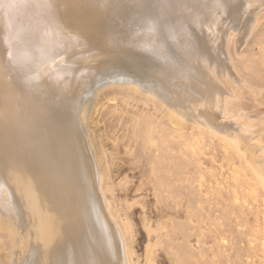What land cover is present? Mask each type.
Here are the masks:
<instances>
[{
  "label": "bare ground",
  "instance_id": "6f19581e",
  "mask_svg": "<svg viewBox=\"0 0 264 264\" xmlns=\"http://www.w3.org/2000/svg\"><path fill=\"white\" fill-rule=\"evenodd\" d=\"M112 1L0 0V229L6 230L10 244L16 248L12 249L13 252L15 249L16 254H14L17 256V260H15L16 257L13 259V262L16 261L15 264H116V262L117 264H128L129 261L130 264H133L130 256L127 259L126 245L119 246L122 243L118 242L119 237H123L118 226L119 221L113 219L112 213L110 214L109 211L108 215L106 214L103 208L102 199L104 196L101 188L99 192L101 196L96 191L98 188L95 189L93 176H97L99 180L100 170L96 164L91 163V160H95L92 154L93 150L92 152L88 151L87 144L83 141L85 138H83L85 136L83 135L85 131L83 122L86 119L87 109L90 107L88 97L91 93L96 97L99 91L97 88L99 85L103 86L104 81H107L106 86L110 84L109 88L126 89V91L139 96L142 94L145 100H151L162 115L169 119L167 122L170 123L169 129H175L178 131V135H181V130L185 128L190 130L193 136H195L194 133H200L206 129L214 135V138L216 136L219 138L218 143L221 138L232 137L227 126L222 121H218L219 117L214 112V109L222 108V102H226L228 92L230 94L232 92L228 89L226 96L225 90L216 84L219 79L218 63L210 60L207 52L202 50L200 43L194 37L193 29L205 34L208 41L214 44L219 37L218 24L222 16L227 14L228 4L233 0H126L131 3L133 8H136L135 14H138L136 18L130 19L131 38L127 42L148 54L150 53L157 62L149 66L136 63L130 66H128L129 63L115 66L108 63L107 69L98 73L95 72L97 68L91 65L95 58V55L92 54L93 51L103 50L104 44H114L118 41L115 35L119 34L116 33L113 36L111 32L113 20L119 13L112 6ZM258 1L262 0H246V6L258 3ZM243 17L245 18V16ZM244 18L242 19L244 20ZM231 24L232 22L230 26L233 27ZM242 36L245 35L242 34ZM233 37L232 40H234ZM219 38L221 39V37ZM239 46L241 48V45ZM119 47L121 46L119 45ZM223 47L225 48V46ZM229 58L233 61L232 55ZM235 64L232 62L234 71L238 72L235 70ZM223 65L225 66V64ZM224 70L222 69V72L226 73ZM227 73L229 75V72ZM229 78L231 79V77ZM239 80L237 81L240 83ZM247 81L244 82L245 85H247ZM230 82L228 80L229 84ZM218 84H222V81ZM238 84L237 87L240 86ZM251 85V87L254 86L252 83ZM240 88L237 89L241 91L243 87ZM245 90L242 92L245 93ZM185 105L190 108L189 111L193 114H189L186 109L188 114L184 113L187 115L184 119L176 113ZM250 110L251 108H249ZM251 112H249L250 115ZM253 115L259 119L264 118V109L257 107ZM167 123L165 122V124ZM256 124L258 125V122ZM239 126L237 129H240ZM249 126L254 127L250 124ZM137 128L133 129V133L134 138L138 139L142 131L137 132L139 131ZM141 128L144 127L141 126ZM148 129L145 131L150 133L152 130ZM252 129L254 130V128ZM250 130L249 132H251ZM145 133L143 132L144 137ZM200 135L203 138L202 134ZM237 136H234L233 139L230 138L236 145L237 153L233 154V150L229 151H233L231 154L235 155L234 158L236 157L240 162L244 160L248 166L255 170L257 164H255L253 158L255 155L250 143L254 138L249 137L244 140ZM257 136L255 138H258ZM140 137L143 139V136ZM151 137L149 136V139ZM200 137L196 138L200 143L212 144L211 140L207 139L208 137L203 138V141L207 139V142L199 140ZM149 139H145L144 142L151 144V147L153 141ZM257 141L259 142L256 140L255 143ZM261 141L264 140L261 139ZM222 143L221 145L224 146L225 144ZM156 145L158 146L157 142ZM144 150L146 151V149ZM159 151L161 152L162 149ZM193 152L196 153V151ZM260 152L259 154L264 155L263 152ZM143 153L142 155H145ZM159 154L156 156L160 157L161 154ZM136 158H138L137 155ZM257 158L259 157L257 156ZM102 159L103 157L97 160L101 163ZM143 160L145 161V158ZM195 162L199 165L201 163ZM147 164L145 165L147 166ZM241 166L249 168L246 164H241ZM105 170L107 172L109 169ZM245 170L248 174L249 171ZM210 171L212 172V170ZM209 174L213 177V174L210 172ZM198 176L200 175L195 178H199ZM208 176L206 175V177ZM209 178L210 176L206 179L209 181L211 180ZM206 179L205 181H207ZM197 180L194 179V181ZM234 180L232 186L231 183L227 182V184L233 188L234 192L240 191L238 189L240 183L238 184V181ZM248 180H246L248 185H252L251 183L258 185L260 178H258L259 181L255 178L254 180L250 179L251 183ZM263 180V192H261L263 196L260 193V196L254 194L255 196L252 195V197L255 202H261L264 207ZM201 182L199 183L201 184ZM256 184L254 187L258 192L259 188H256L258 187ZM205 188L207 189V187ZM205 188L201 187V190L205 191ZM255 190L250 189L253 193ZM109 192L105 191L106 194ZM244 192L245 195L248 194L246 191L239 192V194L242 196ZM210 196L207 197L209 202H212ZM234 197L237 198L234 201L240 199V197ZM110 209L114 210V208ZM114 218L116 217L114 216ZM262 225L264 226V223ZM121 226L125 229L123 224ZM123 231L126 233L127 227ZM126 237H129V234ZM128 245L131 244L128 243ZM120 247L123 252L120 251ZM128 247L131 248V246Z\"/></svg>",
  "mask_w": 264,
  "mask_h": 264
},
{
  "label": "rangeland",
  "instance_id": "374dc122",
  "mask_svg": "<svg viewBox=\"0 0 264 264\" xmlns=\"http://www.w3.org/2000/svg\"><path fill=\"white\" fill-rule=\"evenodd\" d=\"M255 4H250V7L248 5L246 6V0H233L228 4L227 14L222 16L218 24V35L221 37V39L219 37L217 39L219 42L216 41L214 44H211L205 34L195 28L193 29L194 37L200 43L202 50L207 52L205 53L210 60L218 63L217 74L219 79L217 83L216 80L214 82L221 89L225 90L226 96L229 91L228 89L232 92L231 94L228 92V101L222 102L221 109H214V112H216V115L219 117L218 121H222L223 124L227 126L232 137L229 136L228 139L221 138V141L218 143L219 138L217 136L214 138V135L206 129H203L200 133H194L195 136H193L192 132L185 128L181 130V135H178V131H175L173 128L169 129L170 123H167L169 119L162 115L161 111L156 108L151 100H145L142 94L139 96L138 94L126 91V89L109 88L110 84L106 86L107 81L102 83L103 86H98L99 88L97 89L99 91L96 97L92 93L88 97L90 107H88L85 116L87 121L85 119L83 122L85 131L87 130L86 132L88 133L84 131L83 135L85 136H83V138L85 137V140H90L85 141L83 139V141L87 144L86 149L88 151L92 152L93 150L92 154L95 160H91V163L96 164L100 170L99 180L97 176H95L97 180L93 176L95 189L98 188L99 190L96 189V191L100 194L101 188V192L104 196L102 199L103 208L106 214L109 211L110 214L112 213L113 219L119 221L118 226L123 234L122 238L119 237L118 242H122L119 246L122 245L123 247L124 244L126 245L127 259L130 256V260H132L131 263L133 264H264V230H262L264 229L262 225V223H264V207L261 202H255L253 198L256 194L259 195L263 192L262 179H264V155L261 153H264V141L260 142L261 139L264 140V118L259 119L253 115L257 107L258 109H264V0L261 2L258 1V3L255 2ZM232 5L233 7H231ZM112 6L119 12L112 23L113 26L116 25L115 27L117 28L112 26L111 31L113 36L116 33L119 34L115 35L118 41L114 43L115 45L108 43L104 44V52H102V49H97L101 53L97 52V50L93 51L92 54L95 55V58L91 65L97 68L95 72L99 73L107 69L108 63L114 64L115 66H117V64L127 65L128 63V66L134 65V63L143 64L145 66L155 64L157 61L150 53L148 54V52L127 42V40L131 38L130 19L133 17L136 18L138 15L135 14L136 8H133L131 3L126 0H113ZM245 6L248 8L246 9ZM231 9L233 11L232 13ZM257 9L259 10L257 11ZM237 14L238 17L236 16ZM243 16H245V18ZM242 18H244V20ZM231 22L233 27L230 26ZM249 22L250 24H248ZM234 25L237 29H234ZM242 34L245 36H242ZM232 37L234 40H232ZM221 44L222 46L220 47ZM238 44L241 45V48ZM119 45L121 47H119ZM228 45L229 48H227ZM223 46H225L227 52ZM109 47L111 48L109 49ZM230 52L233 61L229 58L231 56L229 55ZM232 62L233 64L236 63L235 70L238 72L234 71ZM223 64H225L228 69ZM222 69H225L224 71L226 73L222 72ZM227 72H229V75ZM224 74L226 75L224 76ZM229 77H231V79ZM238 78L244 79H241V82ZM236 79L239 80L240 83ZM220 80L222 84H218L221 82ZM228 80L229 82L232 80V82L229 84ZM236 81L237 84H240V86L238 84L239 87H237V84L235 85ZM246 81L247 85H245ZM248 82L250 83L248 84ZM224 83L228 88L224 86ZM231 83L233 84L232 86ZM251 83L254 85L253 87H251ZM235 87L238 89L240 87L243 88L240 91ZM243 89L246 92L248 91L249 94L246 92L243 93ZM243 94L248 96L244 97L242 96ZM244 101L246 102L245 104ZM256 104L259 105L257 106ZM249 108H251L253 113L251 110L249 111ZM186 109L189 114H193V112L189 111L190 108L185 105L184 108L177 110L176 115L182 116L185 119L187 116L185 114H188ZM237 109H241L242 111ZM92 112L96 114L93 116ZM249 112H251V115ZM246 115L247 117H245ZM165 122L167 124H165ZM256 122H258V125ZM134 123L135 125L132 126ZM249 124L254 125V127L249 126ZM237 125H240V129H237ZM255 125H257L256 127L259 129H255ZM141 126L144 128L146 126V130L149 128L152 131H150V133L148 131L146 132ZM134 128L135 130L136 128L139 130L137 132L142 131L140 132V136H143V139L140 136L138 139L134 138ZM252 128H254V130ZM234 130L237 131L235 132ZM249 130L251 132H249ZM143 132L149 133L148 136L145 133L144 137ZM200 134H202L203 138L208 137L207 139H209V141L211 140V146L208 145L209 143L202 144L196 139L198 136H201ZM255 134L256 136L258 135V138H255ZM132 135L133 137H131ZM149 136H152L154 139L152 137L149 139ZM234 136L244 140L249 137L255 139H252L250 142L254 155L259 157L257 158V156L255 157L253 155L255 164H257V166L255 165V170L248 166L244 160H242L241 163L236 157L234 158L235 155L233 156L231 154L233 151V154H235V152L237 153L236 145L232 142L233 140H230V138L233 139ZM203 138L198 139L203 141ZM145 139H149L150 141L152 139V146L154 144L153 147L155 148L152 146L150 147L151 144L149 145L148 142H144ZM207 139H204L205 141L203 142H207ZM256 140H259L260 143L258 141L257 143L260 145L255 143ZM224 142H226L227 145ZM221 143L226 146L224 145V147ZM141 144H145L146 146H142ZM203 146L205 147L203 148ZM144 149H146L147 152L149 151V155L145 153L146 151ZM159 149H162L161 152L159 151L161 155L158 152ZM193 151H196V153ZM259 151H261V154H259ZM99 152L101 153L100 155ZM142 153L145 155H142ZM158 154L160 157L156 156ZM136 155L138 158H136ZM99 157H103L101 163L99 161L101 158ZM144 158L145 161L143 160ZM147 160L148 162H146ZM195 161L201 162L200 165ZM146 163H150L149 166L148 164L146 166ZM241 164H246L247 167H249L245 168L243 166L249 171L248 174L242 166L240 167ZM106 168L107 170L109 169L107 172L105 170ZM149 168L152 169V171H150ZM146 170L150 172L147 173ZM210 170H212V172ZM204 172H207V174H204ZM209 172L213 174V177ZM153 175L155 180H153ZM197 175H200L197 179H200L201 175H203L201 179L204 184H202L201 179L198 181L195 178ZM206 175H209V179L213 181L216 179V185H214L215 182L213 183L211 180L208 181L206 178L209 176L206 177ZM225 178H228V181ZM247 178L251 180H254V178L258 180V178H260V181L258 180V185L254 183L258 186L256 188H259L258 192L255 190L251 180ZM194 179L197 181H194ZM233 180L235 182L238 181V184L240 183V188H238L240 191H233L231 187ZM246 180H248V182L250 181L249 183L252 185H248ZM199 182H201V184ZM227 182L228 184L231 183V186L228 185ZM201 187H207V189L205 188V191H203L204 189L201 190ZM208 189H211L210 192ZM250 189L255 190V192L253 193ZM106 190L110 192L106 194ZM243 191L250 192L246 195L244 192V195L242 193L241 196L239 192L241 193ZM207 192L211 194L212 197L210 194L208 195L212 202H209L208 195L205 194ZM260 195L263 196L262 193ZM234 196L240 197V199L234 201L237 199ZM110 208H114L115 211ZM114 216L116 218H114ZM120 220L125 223L122 222L125 229L121 226ZM126 227L127 234L123 231L126 230ZM128 234L129 237H126ZM8 239L6 230L0 229V264H15L16 261L13 262V259L16 257L15 260H17V256L15 255L16 248L13 244H10ZM128 243L131 245H128ZM128 246H131L132 251H130L131 248L129 249ZM122 247H120V251L122 250L121 252H123ZM13 248H15L14 252L12 250ZM132 252L133 254H131ZM129 253L132 256L128 255ZM128 264H130V261Z\"/></svg>",
  "mask_w": 264,
  "mask_h": 264
}]
</instances>
